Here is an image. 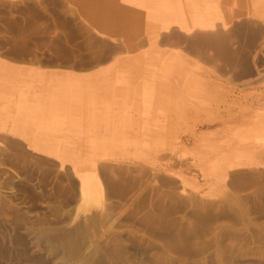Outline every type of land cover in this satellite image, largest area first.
I'll return each mask as SVG.
<instances>
[{"label":"rangeland","instance_id":"obj_1","mask_svg":"<svg viewBox=\"0 0 264 264\" xmlns=\"http://www.w3.org/2000/svg\"><path fill=\"white\" fill-rule=\"evenodd\" d=\"M1 49L66 136H0V264H264V0H0Z\"/></svg>","mask_w":264,"mask_h":264},{"label":"crops","instance_id":"obj_2","mask_svg":"<svg viewBox=\"0 0 264 264\" xmlns=\"http://www.w3.org/2000/svg\"><path fill=\"white\" fill-rule=\"evenodd\" d=\"M12 53L5 50H0V78L2 76H16L18 69L17 63L12 60L16 58L12 57ZM20 66L23 64H19ZM29 66V65H23ZM43 73H58L66 75V72H73L78 75H84L89 73V71H80V70H65V69H42ZM94 72V71H91ZM11 86L0 84V93H11ZM65 103L56 102L53 104V108H62L65 109ZM30 105L28 107H23L26 109H37ZM20 107L16 104H7L3 103L0 105V136H66V126L62 124L58 126L44 120V118L39 117L38 120L30 119V115L34 113L28 112H19ZM41 114V113H36ZM61 114V113H59ZM32 117V116H31ZM39 120H41L39 122ZM71 126V125H70ZM84 130L88 131L90 125L83 124Z\"/></svg>","mask_w":264,"mask_h":264},{"label":"bare ground","instance_id":"obj_3","mask_svg":"<svg viewBox=\"0 0 264 264\" xmlns=\"http://www.w3.org/2000/svg\"><path fill=\"white\" fill-rule=\"evenodd\" d=\"M190 21L191 23H189ZM164 24H165L164 29H170L175 25L181 27V30L186 32V34L187 33L190 34L192 32H197V31H202L203 33L205 32L203 36L209 39H213V41L215 40L216 37H220V33L218 32L217 29L218 24H216L212 19L199 20L196 16L191 15L184 19H174L172 21L166 20ZM213 32H215L216 34ZM63 99L64 98L61 96H57V97L49 96V97H45L43 100L37 101L36 103L39 104L38 105L39 107H41L42 105V110L40 111L41 114H34L33 117L39 118L41 116L42 118H46V117L54 116L57 110L53 108V104L56 102L63 103ZM0 100L4 101L3 99ZM96 150L98 152H106L105 145H97ZM78 176L80 179V183H79L80 194L83 195L85 198H90L93 195V190H94L93 178L86 174H79Z\"/></svg>","mask_w":264,"mask_h":264}]
</instances>
